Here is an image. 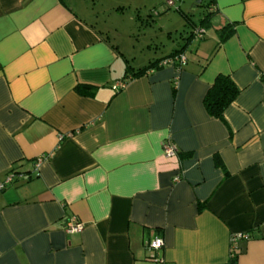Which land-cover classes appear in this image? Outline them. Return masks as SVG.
Masks as SVG:
<instances>
[{
  "label": "crops",
  "instance_id": "crops-1",
  "mask_svg": "<svg viewBox=\"0 0 264 264\" xmlns=\"http://www.w3.org/2000/svg\"><path fill=\"white\" fill-rule=\"evenodd\" d=\"M98 2L0 0V264H157L154 236L168 264H264V0H207L203 37L135 77Z\"/></svg>",
  "mask_w": 264,
  "mask_h": 264
},
{
  "label": "rangeland",
  "instance_id": "rangeland-1",
  "mask_svg": "<svg viewBox=\"0 0 264 264\" xmlns=\"http://www.w3.org/2000/svg\"><path fill=\"white\" fill-rule=\"evenodd\" d=\"M112 8L111 0H99V17L110 28L111 40L127 55L129 63L140 67L184 44L193 28L201 25L207 0H121ZM157 11V13H155ZM192 50V48H191Z\"/></svg>",
  "mask_w": 264,
  "mask_h": 264
},
{
  "label": "trees",
  "instance_id": "trees-1",
  "mask_svg": "<svg viewBox=\"0 0 264 264\" xmlns=\"http://www.w3.org/2000/svg\"><path fill=\"white\" fill-rule=\"evenodd\" d=\"M194 29V28H193ZM193 30L183 38L185 44L192 39ZM231 30L226 27L218 32L221 38H226L230 34ZM184 45V44H183ZM185 46V45H184ZM183 48L178 51H175L173 54L181 52ZM157 61L150 62L145 66H142L135 71H132L133 77L143 75L148 69L153 67ZM238 88L234 85L232 80L228 76L218 75L215 79L213 84L207 90L203 102L205 109L208 114L211 116L222 118V114L224 110L230 105V103L235 99L236 95L238 94ZM231 257L229 260V264H237V256L238 253L233 249L231 252Z\"/></svg>",
  "mask_w": 264,
  "mask_h": 264
},
{
  "label": "built area",
  "instance_id": "built-area-1",
  "mask_svg": "<svg viewBox=\"0 0 264 264\" xmlns=\"http://www.w3.org/2000/svg\"><path fill=\"white\" fill-rule=\"evenodd\" d=\"M172 0H168V4L171 5ZM194 38H202L204 35V29L203 28H196L193 32ZM175 63L177 66L181 67L186 63V56L184 52H178L175 53L167 58H164L160 64H170ZM125 86V81H117L113 84L114 90H120ZM163 153L166 158H171L176 156L177 148L172 144L171 142H166L163 144ZM180 178L179 175H176L174 177V180H178ZM8 180H11V175L8 176ZM63 229L67 233H78L83 229V223L78 220L75 216H71L67 218L63 223ZM148 250L152 252L153 255H151L152 260L156 261L157 264H168L163 257H155V253L157 251L162 250L164 246V241L160 236H154L150 240H148L145 243Z\"/></svg>",
  "mask_w": 264,
  "mask_h": 264
},
{
  "label": "flooded vegetation",
  "instance_id": "flooded-vegetation-1",
  "mask_svg": "<svg viewBox=\"0 0 264 264\" xmlns=\"http://www.w3.org/2000/svg\"><path fill=\"white\" fill-rule=\"evenodd\" d=\"M196 28L193 29V31L195 30Z\"/></svg>",
  "mask_w": 264,
  "mask_h": 264
}]
</instances>
